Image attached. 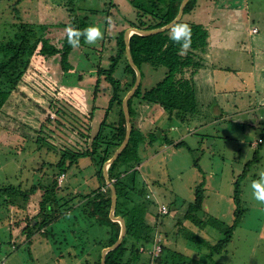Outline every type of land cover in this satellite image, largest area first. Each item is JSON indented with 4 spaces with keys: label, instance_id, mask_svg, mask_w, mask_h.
Instances as JSON below:
<instances>
[{
    "label": "rangeland",
    "instance_id": "rangeland-1",
    "mask_svg": "<svg viewBox=\"0 0 264 264\" xmlns=\"http://www.w3.org/2000/svg\"><path fill=\"white\" fill-rule=\"evenodd\" d=\"M111 2L114 0H0V40L14 23H49L53 27L47 35L50 38L49 44L60 48L67 34V27L63 24L74 23L80 14L88 16L92 26L99 27L103 33L102 38L94 44L86 43L81 50L75 49L74 53L70 54L69 62L74 65V69L68 72L63 71L60 57L40 58L35 63L41 74L36 70L33 73L31 71L26 80L38 85L47 82L51 86L50 92L43 88L40 90L39 86L34 84L33 87L23 85L12 95L6 117L2 120L5 128L0 127V143H5V152H11L9 157L1 155L0 182L9 181L14 185L25 182V185L28 176L24 177L30 175L33 166L48 162V159H57L51 158L44 150L31 147V143L27 144L31 149L27 148L26 154L22 150L23 147L17 146L20 134L28 136L32 128H42L48 115H51V120L56 116L52 112L56 105L55 108L49 107L46 100L39 96V91L47 95L59 92L62 96L60 105L64 110L61 111L59 119L64 125H79L83 129L91 125L93 130L90 133H96V124L101 121L111 96L110 92H105L108 83L103 78L97 98L94 95L98 65L102 61L105 68H108L110 61L106 49L114 43L116 46L115 34L120 30L119 23L122 24L124 18L136 17V9H133L129 0H120L114 6H111ZM108 9L115 17L105 16ZM183 20L188 25L200 23L208 26L211 33L208 53L203 62L206 67L200 69L196 82L197 99L199 103L204 104L203 116L196 115V123L190 121L191 123L187 122L189 124H182L175 120L170 122L166 116L165 120L161 117V107L138 105L137 109L142 113L140 117L144 120L142 124L149 123L147 128L145 127L147 134L150 129H156V125H159L167 129L170 139L176 142L184 140L186 143L183 147L174 149L171 144L163 142V134L156 130L160 141L149 144L147 137V146L141 151L140 162L130 161V164L134 163L133 167L123 176V180L132 186L131 177L137 172L135 179L138 189L145 187L144 195L150 197V191L149 194L161 203L152 209H155L159 216V212L168 214L161 215L164 225L158 228L156 240H162L164 243V234L168 233V245L188 255L195 253L190 249L193 244L175 236L179 229L177 224L185 214L186 204L177 209L181 204L177 203L173 211L169 210V206L172 208V202L176 200H192L194 191L204 182L205 209L226 225H232L235 219L234 198L238 182L241 191L240 206L244 210L242 219L235 228L227 251L215 255L213 261L217 264H264V204L253 198L250 188L252 180L258 178L259 171L264 170V141L261 140L262 134L264 135V0H197L196 8L186 13ZM212 23L214 25H210ZM254 29H258L256 33ZM116 76L123 79V70L119 69ZM162 76L160 73L150 77L146 86L151 87L161 80ZM63 78L74 84L63 85ZM210 79H213L214 85ZM56 83L59 85L58 92L54 90ZM202 90L203 92H200ZM210 93L214 97H211ZM36 102H40L49 114L43 113ZM98 102L105 107L101 108V112L97 113L95 121L91 123L90 113ZM249 108L251 110H247ZM136 120L138 126L141 125L139 116L134 117L135 123ZM73 132L68 136L71 141L67 140V143L71 142L69 144L72 147H79L77 143L80 142L85 147L88 144L86 140ZM259 142L260 146L257 145ZM256 148L260 159L250 166ZM151 157L153 159H150ZM91 173L88 168L86 174L90 176ZM49 174H52L51 170ZM35 176H29L31 181L25 188L32 186L34 178L35 182L37 179L39 182V176ZM62 181L61 177L59 183ZM41 182L45 183L46 179ZM93 185L94 180H89L80 190L82 193H89L90 189L95 188ZM61 194L57 193L58 197ZM131 195H137V199L142 197L136 193ZM20 203L23 201L16 200L15 204L7 207L0 199V251L3 248V253L0 252V264L86 262L87 255L78 257L77 254L94 248L89 243L93 240L91 234H95L94 230L78 243L81 251L72 250L62 244L64 237L61 228L58 236L54 237L53 244L46 242V238L38 234L33 236L28 244L26 237L20 236L22 227H18L24 222L29 209L27 206L19 207ZM151 220L153 221V217ZM69 221H72V215L65 223L62 220L61 226L69 225L72 228ZM215 234L218 238L221 237L220 234ZM19 237L20 239L16 240ZM10 240H16L14 245L7 244ZM96 242L95 247H98ZM143 253V259L148 257V253ZM97 255L96 251H92L90 257L94 259ZM77 258L79 262H75Z\"/></svg>",
    "mask_w": 264,
    "mask_h": 264
},
{
    "label": "trees",
    "instance_id": "trees-1",
    "mask_svg": "<svg viewBox=\"0 0 264 264\" xmlns=\"http://www.w3.org/2000/svg\"><path fill=\"white\" fill-rule=\"evenodd\" d=\"M182 1H130L133 9H136V17L133 19L124 18L123 23H119L120 30L115 34L116 46L114 43L106 49L110 64L108 68H105V63L101 61L96 71L98 77L94 91L95 97L97 98L100 92V84L103 80L108 83L105 92H110L111 96L101 121L98 125L96 124L95 134L90 133L93 130L91 125L83 129L79 125H64L59 119L61 111L64 109L60 105V100L63 98L58 94V83L54 88L58 93H48L47 95L39 91V96L46 100L49 107L56 105V108L54 106L55 110H52L56 116L51 120V115H48L42 128L39 130L32 128L30 135L20 134L17 146L23 147L22 150L25 154L27 148L34 146L36 150H44L51 158L57 159L55 161L48 159V162L33 166L29 173L32 176L36 175L35 177L39 176L40 180L38 182L37 179V183L34 178L32 186L29 188H25L31 181L29 174L24 177L28 176L25 185L23 184L25 182L18 185L9 181L0 182V199L6 203L7 207L10 204H15L16 200L17 202L21 200L23 203L18 206L29 209L28 215L24 219L25 225L23 222L18 227H22L20 236L26 237L28 244L37 234L44 236L46 242L53 244L54 237L58 236L59 228H61L64 237L62 244L72 250L79 249L81 251V246L78 243H81L84 240L82 238L94 230L95 234H91L93 240L89 242L94 248H91L92 250L85 249L86 252L81 251L77 256H88L84 264H101L104 248L112 246L118 241L121 224L110 217L112 190L104 176V165L113 157L125 139L127 123L123 110V99L134 87L137 77L136 70L128 60L125 33L129 28L156 30L168 25L178 15ZM114 5L115 3L111 2V6ZM196 6L197 0H189L181 20L177 23H186L183 20L184 15L192 12ZM16 13L19 14L17 9ZM105 16L107 18L115 17L110 9L106 11ZM63 25L71 26L77 30L72 34L71 39L78 46L73 47L69 43L68 33L60 48L56 45L51 46L50 38L47 35L53 27L49 23L40 25L29 22L14 23L12 26L10 25L6 35L0 40V127H4L2 120L6 117L7 106L12 95L23 85H28V87H33L34 84L38 85L27 81L26 76L35 70L41 74L40 68L35 65L40 58L60 57L59 62L64 72L74 69V65L69 62L70 54L74 53L75 49L81 50L86 46V37L79 33L80 30L92 26V23L88 16L80 14L74 23ZM189 25L192 29V43L191 49L185 55L178 54L179 45L173 43L169 38L171 28L151 35L138 33L131 35L130 51L135 64L141 71V83L128 101L132 123L129 142L117 159L109 165L107 171L109 179L117 191L115 215L124 218L127 229L121 244L107 253L106 264H217L213 261V257L227 251L235 228L242 219L244 210L240 206L241 191L238 182L234 198L235 219L232 225H226L205 209V183L202 182L194 191L192 200L188 202L176 200L172 202V208L169 206V210L173 211L177 203H181L177 209L186 204L185 214L177 224L179 229L175 236L182 237L193 244L190 249L195 253L188 255L168 245L170 243L168 242V233L164 234V243L161 242L162 240L159 242L156 240L158 228L164 225V218L161 215L167 216L168 214L159 212V216L155 209H152L161 203L157 198L152 197V194L148 193L150 197L145 196V187L138 189L135 179L137 172L131 177L132 186L123 180V176L133 167L134 163L130 164V161L140 162V150L146 143L147 137L151 144L160 141L156 130L163 134L164 143L174 144V141L169 138L167 129L159 126L153 130L150 129L145 135L142 127L134 122V117H137L138 105L147 104L151 107L163 108L167 120L170 122L175 120L183 124L196 120V115L203 116V108L200 109L201 106L197 99L196 77L200 69L205 67L203 62L208 53L210 31L200 23H189ZM119 69L123 70V79L116 76ZM160 73L163 75L161 80L151 87L146 86L150 77ZM102 78L103 80H101ZM66 80L67 78H63L61 81L63 85L74 84ZM45 84L39 83L40 90L43 88L50 92L51 86L47 82ZM36 104L43 110V113H47V109L41 106L40 102H36ZM104 107L99 102L97 105L94 104L90 113L91 123L95 121L97 113H100L101 108ZM71 131L85 139L88 144L84 147L78 142L79 147H72L69 144L71 142L67 143V140L71 141L68 138L69 134H72ZM262 131L264 132V129ZM261 140L264 141L263 134ZM185 143L186 141L181 140L174 146L181 148ZM260 144L261 142L257 145L260 146ZM3 145L5 143H0V158L2 154L9 157L11 152H5ZM258 148L255 149L254 157L249 163L250 166L254 162H259ZM88 168L92 172L90 176L86 174ZM49 170L52 174H49ZM61 177L63 181L59 183ZM45 179L46 182L42 183L41 180ZM89 180H94L95 188L90 189L89 193H82L80 188L89 183ZM57 193L62 194L58 197ZM133 193L140 194L142 197L137 199V195L135 197L131 195ZM71 215L72 221L69 223L72 228L69 225L61 226L62 220L65 223ZM151 217H153V221ZM215 233L220 234L221 237L218 238ZM19 239L20 237L16 240ZM13 242L10 240L7 244L14 245ZM95 242L98 247H95ZM155 245L161 247V252L157 255L152 252ZM14 248L17 249L15 246ZM1 250L0 252L3 253V248ZM92 251L98 253L94 259L90 257ZM143 252L148 253V255L146 254L148 257L143 259ZM75 262H79V259L77 258Z\"/></svg>",
    "mask_w": 264,
    "mask_h": 264
},
{
    "label": "water",
    "instance_id": "water-1",
    "mask_svg": "<svg viewBox=\"0 0 264 264\" xmlns=\"http://www.w3.org/2000/svg\"><path fill=\"white\" fill-rule=\"evenodd\" d=\"M189 2V0H183L180 6V10L178 15L176 16V18L169 23L168 25L160 28V29H156V30H140L137 28H129L127 29L126 33H125V42H126V50H127V56H128V60L130 62V64L132 65V67L136 70V82L134 87L131 89V91L125 96V98L123 99V110H124V114H125V118H126V123H127V132H126V136L124 141L122 142V144L120 145V147L117 149V151L115 152V154L113 155V157L106 162L105 167H104V176L105 179L107 181V184L110 186L111 190H112V208H111V212H110V217L112 220L114 221H118L121 224V234L120 237L118 239V241L113 244L112 246H109L107 248H104V250L102 251V258H101V264H106V255L107 253L112 250L117 248L125 234H126V222L124 220L123 217L121 216H116L115 215V209H116V204H117V191L115 186L113 185V183L111 182V180L109 179L108 176V166L114 162L117 157L119 156V154L122 152V150L125 148V146L128 144L130 136H131V132H132V123H131V115H130V110H129V105H128V101L131 98V96L136 92V90L138 89L140 83H141V71L140 69L137 67V65L135 64L132 55H131V51H130V38L131 35L133 33H138L141 35H151V34H155V33H159V32H163L166 31L167 29H170L172 25L176 24L177 22H179L184 14V10L187 6V3Z\"/></svg>",
    "mask_w": 264,
    "mask_h": 264
},
{
    "label": "clouds",
    "instance_id": "clouds-1",
    "mask_svg": "<svg viewBox=\"0 0 264 264\" xmlns=\"http://www.w3.org/2000/svg\"><path fill=\"white\" fill-rule=\"evenodd\" d=\"M65 31L69 34V43L73 47L78 46L77 43H74L71 39L72 34L77 32L76 29L68 26ZM80 35L86 37V42L94 44L97 40L101 39L103 33L99 27L89 26L83 30H80ZM169 38L173 43L179 45V55H185L191 49L192 43V29L190 25L186 23H176L171 26L169 32ZM253 198L260 204H264V170L259 171L258 178L252 180L250 184Z\"/></svg>",
    "mask_w": 264,
    "mask_h": 264
},
{
    "label": "crops",
    "instance_id": "crops-1",
    "mask_svg": "<svg viewBox=\"0 0 264 264\" xmlns=\"http://www.w3.org/2000/svg\"><path fill=\"white\" fill-rule=\"evenodd\" d=\"M120 0H114V3H118ZM129 1H131V0H129ZM214 20H216V19H214ZM215 23V22H214ZM210 25H214L213 23L212 24H210ZM206 28L209 30V28H208V26H206ZM210 31V30H209ZM211 34V33H210ZM206 67V66H205ZM203 70V69H202ZM199 76V75H198ZM198 76L196 77V82H198ZM210 78H212V77H210ZM210 81H211V83L214 85V81H213V79H210ZM205 90V89H204ZM226 90H228V88H226ZM213 93H215V90L213 89ZM220 91V90H219ZM200 92H203V90L202 91H200ZM225 92V91H224ZM211 94V93H210ZM211 97L213 96L212 94L210 95ZM214 97V96H213ZM225 101H226V103H227V100L225 99ZM200 104V109H202L203 107H204V104H201V103H199ZM211 105H213V103L211 104ZM154 108H156V107H154ZM160 110L162 111L161 113H162V115H161V117L165 120V116L167 117V115H166V113H165V111L163 110V108H160ZM247 110H251V108H249V109H247ZM140 111L137 109V116H139V120H141V125H139V127H142V129L145 131V127L147 126V125H149V123H147L146 125L145 124H142L143 123V119L140 117L141 116V112L139 113ZM202 112H203V110H202ZM140 114V115H139ZM196 120H198L197 119V117L195 118ZM196 120H194V121H192L193 123H196ZM136 122H137V120H136ZM156 126H159V125H156ZM159 127H161V126H159ZM147 128V127H146ZM145 134H147V132L145 131ZM149 144H150V142H148ZM177 142L176 141H174V144L173 145H170V146H172L174 149L176 148L174 145L176 144ZM145 146H147V144L145 143L141 148V150H140V154H141V151L142 150H144L146 147ZM159 153V152H158ZM150 159H153V157H151ZM146 162H147V160H145ZM144 162V161H143ZM149 193V192H148Z\"/></svg>",
    "mask_w": 264,
    "mask_h": 264
},
{
    "label": "built area",
    "instance_id": "built-area-1",
    "mask_svg": "<svg viewBox=\"0 0 264 264\" xmlns=\"http://www.w3.org/2000/svg\"><path fill=\"white\" fill-rule=\"evenodd\" d=\"M258 29H254V32L256 33ZM155 255H157V253H160L161 252V247L160 245H155V247L153 248V251H152Z\"/></svg>",
    "mask_w": 264,
    "mask_h": 264
}]
</instances>
